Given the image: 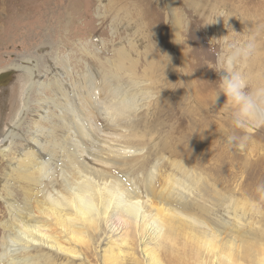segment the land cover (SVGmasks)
I'll return each mask as SVG.
<instances>
[{
	"label": "bare ground",
	"instance_id": "1",
	"mask_svg": "<svg viewBox=\"0 0 264 264\" xmlns=\"http://www.w3.org/2000/svg\"><path fill=\"white\" fill-rule=\"evenodd\" d=\"M211 1L221 4L224 18L237 17L228 25L239 27L232 29L237 33L264 25V0H237L236 13L225 0L186 3L199 10L214 33L228 34L220 19L213 21L214 7L207 9ZM149 3L158 9L157 0H148L146 15L135 9L125 16L135 28L122 25L121 32L134 35L127 37L128 46L113 50V59L101 61L96 48L79 39L78 54L57 59L59 67L32 58L5 68L14 74L0 80V264H264V213L253 220L256 201L264 196L246 192L240 182L228 191L221 176L227 172L222 162L226 149L233 145L226 135L241 131L236 124L233 130L224 127L234 109L224 119L225 96L216 100L219 85L210 86L205 78L213 71L200 70L204 59L196 58L187 64L194 70L192 80L170 79L173 88L167 92L169 78L157 75L166 65L160 47L144 44L139 59L132 57L134 46L146 43L137 37L146 38L145 16L159 19ZM165 4L171 15L168 27L178 41L191 23L183 22L171 0ZM154 28L157 32L160 26ZM258 39L264 43V33ZM89 58L97 63L84 61ZM256 58L241 66L253 82L250 90L264 86L251 73ZM139 65L148 66L147 71L138 74ZM168 67L165 71L174 75L172 61ZM160 84L162 94L157 93ZM164 112L166 121L173 117V129L182 132L176 144L148 136L167 125ZM253 148L258 149L254 160L263 161L264 145ZM200 165L205 175L197 170ZM215 166L221 173L211 172ZM208 173L222 183L210 180Z\"/></svg>",
	"mask_w": 264,
	"mask_h": 264
},
{
	"label": "rangeland",
	"instance_id": "2",
	"mask_svg": "<svg viewBox=\"0 0 264 264\" xmlns=\"http://www.w3.org/2000/svg\"><path fill=\"white\" fill-rule=\"evenodd\" d=\"M157 1L159 2L158 9H156L157 11L154 10L153 7H151L150 3H149L150 5L149 8L151 7L152 11L157 13L156 15H158L159 19L157 21L155 20L150 21L145 16V19L147 21L145 22L146 23L145 26H143L144 28L142 27L143 28L142 32L146 33L145 35L146 38H142V34L141 36L139 34L137 37L139 38L138 40H140V43L143 42L146 43L140 44L141 46H138L136 44L137 48L136 46H134V49L137 51V53L136 54L134 53V55L132 54V57L134 59L138 58L141 53V49H143L144 44L147 43L150 45V47L156 46L158 50L160 47L161 53L169 54L170 57L172 58L171 60L172 64H174V66L176 67V70L173 71L175 76L169 71H157V75H161L162 73H165L164 77L169 78L167 79V83H166L167 92H172V88H173L169 82L170 79H174L177 80L178 82H181L185 78L191 76L190 78L187 79L192 80L191 78L194 70L191 68L193 71H190V68H187V64L188 65L189 63L192 64L194 61L197 62L196 58L200 57L204 59L201 60V63L204 61V63H202L204 67H200L201 68L200 70L208 69L207 71L210 70L213 71L211 72L212 74L210 73L208 75L206 74L205 78L208 79V83L210 84V86L212 84H216L215 86L218 87L219 73H216L217 71H215L214 68L216 67V57L219 51V46L216 44L215 41L212 40L222 37L221 31L216 33L211 31V28H208V26L206 25L205 19L203 17H202L203 19L200 18L199 10L196 12V10L193 7L188 8L187 4L190 3V0H171L172 3L174 4V9L180 11L179 14L184 19L183 22L186 24L188 22L191 23L189 30L185 32L181 31L182 34L179 35L178 41H174L173 30H170L168 27L169 25L168 18L171 17V15L169 14L170 11L168 10L165 4V0H157ZM146 2L148 3V0H140V2L139 0H130V1L129 0H0V72L5 71V68H10V67L13 68L14 66L17 67V65H19L21 62L25 61L26 59H32V58L33 60H36L41 64L52 65L53 63L55 67H59V65L57 64H60L61 62H58L57 59H60L62 56L67 55L69 52L72 53L74 56L78 54L77 52L74 53L75 51L74 48L76 43L79 42V39L83 41L84 44L87 45L89 44L90 46L93 45V47L96 48L95 52H98V56L101 59V61L113 59L114 57L113 50L118 46H120L121 44L124 46L126 45L128 46L126 42L127 37L129 36L131 38L134 35L133 33L130 32L131 34L125 36L124 33L121 32V31L123 32L125 31V29L121 27L122 25L125 26L129 24L132 27V29L135 28L129 22V20L131 19L128 18L129 19L128 20L126 19L125 16L127 15V13L132 12L135 9H136L135 11H139V9L141 11L142 9V12L144 13V15H146L145 11L148 8ZM225 2H226L225 5L226 8L231 13L237 12L238 9L236 8V5L238 4L237 0H225ZM209 4L207 6V9L210 7L211 8L214 7L212 10L214 13L213 14L214 17L220 14L222 10L221 9L222 7H220L221 4H218L217 2L215 5L214 2L212 3V1L209 2ZM31 6H33L32 10L27 11ZM199 9L201 10V12L204 13V17H205L207 15L205 12L206 6L204 8V5L201 4ZM233 17L234 15H227V17L225 18H228V20L226 21L223 20L225 19L224 16L223 18L217 17L215 18V20L213 19V21L220 19V22H223L221 24V27L224 26L223 33L227 34L228 27L232 24L231 19L233 20L234 23L236 22L237 17L234 18ZM132 18L134 19V17ZM242 19L243 18H240V21H242ZM260 20L264 21V19L262 18H260ZM248 21L256 25L257 20L251 18ZM155 25L156 27L160 26L161 28V29L159 28L157 32H155L157 29L154 28ZM115 28H119L117 30L119 31V33H117L116 31H115L116 33L112 32V30ZM232 29L235 31H239V27L236 26H234ZM159 39L162 46H158ZM155 40L157 43L155 42ZM259 45H260L259 55L258 58H256V62L252 67L251 73L252 75L256 76V78H260L264 81V48L262 49V47H264L263 39ZM161 53L160 55L162 56ZM205 55L207 58L206 57L204 58ZM78 56L80 57V55ZM84 61L90 63H97V60H93L92 58L85 59ZM163 61L165 62V64H167L166 56L164 57ZM127 64L129 63L127 62ZM30 66L32 68L31 64ZM147 68L148 66L146 65H141V66L139 65L137 73L142 74L145 71H147ZM167 69L168 70L170 69L168 65L165 67V70ZM200 78L201 77H199V79ZM203 82H205V80ZM250 83H253L251 82V79H249V89L251 87ZM17 86L18 84L16 81L15 83H13L11 87L10 95L11 92ZM161 86L162 85L160 84V86L158 87L160 88ZM162 89L163 87L158 89L157 93L162 94L161 93ZM169 95H170V101L171 103H173L174 101L171 99L172 96L171 94ZM223 103H222V108L226 112V117L224 119H226L227 114L230 113V108L231 109L234 108L232 106H228L226 102V97L223 98ZM161 108L163 109V107ZM165 115L166 114L164 112L163 121L167 125H163L162 128L163 130L161 128H160L161 130L154 128L156 129L157 132L153 131V133L148 136L153 137V139L157 141L162 140L163 137V140L166 141L167 143L169 141V143L176 144L177 140L181 137L182 132L180 133L181 131L180 128L177 129L176 127V129H173L175 125L174 121H172L173 117L171 116L167 118L166 121ZM210 119L212 120L213 123L216 122L217 114L215 112L210 114ZM233 122H234V118L228 120V126H227L225 120L223 122L225 129L228 128L230 130H233L232 128H234L233 126L235 125V123ZM169 125H171V127H169ZM239 128L241 134L239 133V135H237L228 132V135H226V139L228 140L229 137H234L235 139L231 140L233 142V145L231 144L229 149H226V151L228 152L225 153V158L224 160H222V162L226 165L227 172L225 171L226 173L224 172L225 174H222L221 176L224 179H226L228 182V187L226 188L228 191H232L233 188H235L236 184L240 182L246 192L253 194L259 192L261 193L260 195L264 196V187L262 186V184H264V174H263L264 160L263 161L258 160V162L254 160L256 159V151H258V149H255L254 152V148H253L257 144L264 145V133L262 132V129H264V122H256V121L246 122L243 126H239ZM164 133H166V135ZM219 137L220 136L217 137V140L219 139ZM172 140L174 142H172ZM218 142H220V139L218 140ZM223 143L224 141L221 143L223 147H226V145ZM238 146L241 147L239 148ZM244 157H248L247 162L249 163V165L247 166L244 165V162H246ZM211 164L213 163L211 162ZM167 165L168 163H165V167L169 169ZM215 167L216 169L212 167L213 169H211V172L217 175V173L220 172V168H218L217 166ZM242 169L244 172L242 171ZM197 170H200L205 175V171L203 170V167H201V165L197 167ZM249 174L250 175L252 174L251 177ZM216 175L208 173V177L210 180L214 182H218L220 180V183H222L221 181L223 179L218 178ZM245 197H248V195H246ZM263 199L264 198L262 197L261 200L256 201L257 205L254 210L256 213L254 211H253L254 213L251 212L253 213V220L255 221L256 219H258L256 218V216L259 217V213L260 214L261 212L262 214L264 213ZM1 205L2 204L0 203V208ZM0 234H1V229H0Z\"/></svg>",
	"mask_w": 264,
	"mask_h": 264
},
{
	"label": "clouds",
	"instance_id": "3",
	"mask_svg": "<svg viewBox=\"0 0 264 264\" xmlns=\"http://www.w3.org/2000/svg\"><path fill=\"white\" fill-rule=\"evenodd\" d=\"M217 17L223 18V13L216 15L213 19ZM261 33H264V25H257L247 34L237 33L229 27L227 35L212 40L219 46L214 70L221 74L220 91L217 93L216 100L220 94L227 98L226 102L234 108L233 118L237 126H243L246 122L252 121L264 122V86L250 90V77L241 67L259 55L258 38ZM162 55L166 56V67L170 63V57L167 54ZM135 83L143 86L142 82ZM149 95H151L150 91ZM233 139L235 138L229 137L230 141ZM181 164L185 166L182 161Z\"/></svg>",
	"mask_w": 264,
	"mask_h": 264
},
{
	"label": "water",
	"instance_id": "4",
	"mask_svg": "<svg viewBox=\"0 0 264 264\" xmlns=\"http://www.w3.org/2000/svg\"><path fill=\"white\" fill-rule=\"evenodd\" d=\"M12 74H14V71H9V70L3 71L2 73H0V76L3 77V78H0V80H4L6 77H9Z\"/></svg>",
	"mask_w": 264,
	"mask_h": 264
}]
</instances>
